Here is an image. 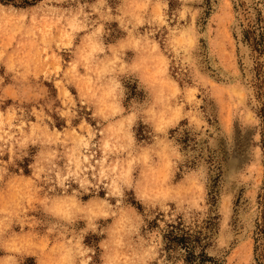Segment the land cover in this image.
Returning <instances> with one entry per match:
<instances>
[{
    "label": "clouds",
    "instance_id": "1",
    "mask_svg": "<svg viewBox=\"0 0 264 264\" xmlns=\"http://www.w3.org/2000/svg\"><path fill=\"white\" fill-rule=\"evenodd\" d=\"M262 109L264 0H0V264H264Z\"/></svg>",
    "mask_w": 264,
    "mask_h": 264
},
{
    "label": "rangeland",
    "instance_id": "2",
    "mask_svg": "<svg viewBox=\"0 0 264 264\" xmlns=\"http://www.w3.org/2000/svg\"><path fill=\"white\" fill-rule=\"evenodd\" d=\"M261 111L262 114H264V109H262ZM250 136H251V130L248 131L242 130L239 122L234 120L230 148H229L228 138L224 135H220L217 138L216 154L225 159H227L229 156L239 157L243 161L244 150L249 142ZM261 137L263 143L264 129H262L261 131Z\"/></svg>",
    "mask_w": 264,
    "mask_h": 264
},
{
    "label": "trees",
    "instance_id": "3",
    "mask_svg": "<svg viewBox=\"0 0 264 264\" xmlns=\"http://www.w3.org/2000/svg\"><path fill=\"white\" fill-rule=\"evenodd\" d=\"M263 143H264V137H263ZM206 259V258H203L202 257V260H201V264H203V260Z\"/></svg>",
    "mask_w": 264,
    "mask_h": 264
}]
</instances>
